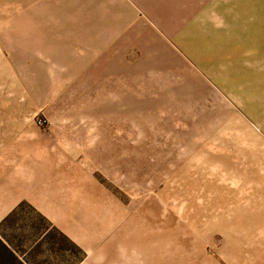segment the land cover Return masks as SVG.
Instances as JSON below:
<instances>
[{
	"label": "rangeland",
	"instance_id": "obj_1",
	"mask_svg": "<svg viewBox=\"0 0 264 264\" xmlns=\"http://www.w3.org/2000/svg\"><path fill=\"white\" fill-rule=\"evenodd\" d=\"M19 190L78 242L24 202L0 264H264V0H0Z\"/></svg>",
	"mask_w": 264,
	"mask_h": 264
},
{
	"label": "crops",
	"instance_id": "obj_2",
	"mask_svg": "<svg viewBox=\"0 0 264 264\" xmlns=\"http://www.w3.org/2000/svg\"><path fill=\"white\" fill-rule=\"evenodd\" d=\"M2 192H4V190ZM4 194H6V193H4ZM24 202H29L31 204V206H33L40 213V215L47 218L52 223V227H56V228L60 229L61 232L63 234H65V236L68 237L73 242H75V243L78 242L77 241L78 238H76L70 232L65 231L62 227H61L62 228L61 229L59 227L58 223L56 221H53L50 218V216L45 212L44 209L47 208V206H46L47 202L45 200H38V199H36V196L33 194L28 196L27 190H25V191L19 190L17 194L10 195L9 199H7L5 195L2 198H0V244L3 246V248L6 249L7 245L5 244L6 243L5 239H4L3 235L1 234V227L3 226V223H5L6 220L9 218V216L14 211L17 210L18 206ZM43 236H44V234H43ZM13 254H15L17 256L19 263L26 264L25 261L20 259L19 255H17V253L15 251H13ZM86 261L87 260H84L79 264H87Z\"/></svg>",
	"mask_w": 264,
	"mask_h": 264
}]
</instances>
